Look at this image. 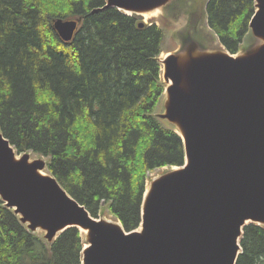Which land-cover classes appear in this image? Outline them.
<instances>
[{
	"label": "trees",
	"instance_id": "16d2710c",
	"mask_svg": "<svg viewBox=\"0 0 264 264\" xmlns=\"http://www.w3.org/2000/svg\"><path fill=\"white\" fill-rule=\"evenodd\" d=\"M105 4L0 0V131L19 154L46 157L47 172L92 216L108 209L130 232L142 223L149 174L183 165L185 148L155 112L165 31L117 8L93 12ZM204 9L226 51L239 53L255 1ZM59 19L79 21L71 41L56 32ZM192 27L180 31L185 47ZM240 244L236 264H264V227L246 225ZM82 249L78 228L50 244L0 199V264H83Z\"/></svg>",
	"mask_w": 264,
	"mask_h": 264
},
{
	"label": "water",
	"instance_id": "95a60500",
	"mask_svg": "<svg viewBox=\"0 0 264 264\" xmlns=\"http://www.w3.org/2000/svg\"><path fill=\"white\" fill-rule=\"evenodd\" d=\"M172 0H106L143 16ZM249 22L257 44L246 52L186 45L160 60L166 88L158 117L176 128L185 161L154 178L142 203V223L94 217L47 172V161L19 154L0 131V199L52 244L66 229H84L83 264H236L249 223L264 226V0ZM78 20L55 22L71 41ZM145 23H140L144 27Z\"/></svg>",
	"mask_w": 264,
	"mask_h": 264
},
{
	"label": "rangeland",
	"instance_id": "374dc122",
	"mask_svg": "<svg viewBox=\"0 0 264 264\" xmlns=\"http://www.w3.org/2000/svg\"><path fill=\"white\" fill-rule=\"evenodd\" d=\"M207 2L208 0H172L163 9H160L154 16L152 17H146L144 15L141 16L140 22H143L149 25L156 24L157 26L161 27L165 31V38H164V42L162 45V53L160 55V60L164 59L166 55H168L169 53L184 51L185 44L183 45L181 42L182 32L180 31L184 30L185 28H188V25H192V26L197 25V28H194V27L191 28V34L193 36L192 37L193 39L190 42L191 44L188 43V45L189 44L194 45L199 50L226 51L225 47L220 43L218 37L209 28L207 15L203 14V10L205 11L204 8H206ZM199 10H201V12ZM194 11L199 14L193 15ZM242 14L244 13L242 12L240 15ZM200 15L202 16V18L200 17ZM257 42L258 40L253 36L252 32H249V34L246 36L244 40V46L242 50L239 52L240 53L246 52V50L249 49L247 47L249 46L250 43H252L251 47H253L257 44ZM161 79H162L161 81L165 88L167 85L164 82L163 72H162ZM165 101H166V95L163 93V96L161 97L159 105L155 111L157 115L164 113ZM164 123L166 126L171 125L167 121H164ZM36 158H43L47 160L46 157H41L31 152V159H36ZM172 168L163 167V168L157 169L156 171L151 172L146 182V188L149 187L150 185L149 183H151V181L154 178L162 175L163 173H165L166 171ZM100 216L104 218H108L109 220L119 221L113 214L110 213L108 209H104L100 213ZM254 224L264 227L257 223H254ZM80 233H81V240H82L83 247H84L85 245L84 236L82 235L81 231ZM37 235L41 238H44L43 231H39Z\"/></svg>",
	"mask_w": 264,
	"mask_h": 264
},
{
	"label": "bare ground",
	"instance_id": "6f19581e",
	"mask_svg": "<svg viewBox=\"0 0 264 264\" xmlns=\"http://www.w3.org/2000/svg\"><path fill=\"white\" fill-rule=\"evenodd\" d=\"M159 10H156V11H154V12H152V13H147V14H145L144 16H146V17H152V16H154L157 12H158ZM145 19V18H144ZM166 88V87H165ZM150 184V183H149ZM108 219V218H107ZM81 232H82V235L83 236H85L86 234H87V231L86 230H84V229H81Z\"/></svg>",
	"mask_w": 264,
	"mask_h": 264
}]
</instances>
